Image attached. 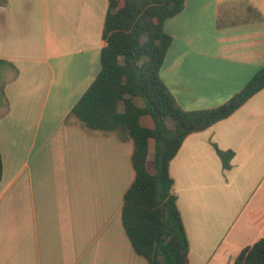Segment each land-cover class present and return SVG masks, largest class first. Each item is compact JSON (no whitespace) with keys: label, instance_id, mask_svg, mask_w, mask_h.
Masks as SVG:
<instances>
[{"label":"crops","instance_id":"crops-1","mask_svg":"<svg viewBox=\"0 0 264 264\" xmlns=\"http://www.w3.org/2000/svg\"><path fill=\"white\" fill-rule=\"evenodd\" d=\"M106 11L107 0H0V264H148L121 221L132 143L64 124L100 72ZM164 31L159 76L184 111L222 105L264 66V0H184ZM214 146L233 153L229 170ZM169 172L190 264H232L264 239V89L187 136Z\"/></svg>","mask_w":264,"mask_h":264},{"label":"trees","instance_id":"trees-1","mask_svg":"<svg viewBox=\"0 0 264 264\" xmlns=\"http://www.w3.org/2000/svg\"><path fill=\"white\" fill-rule=\"evenodd\" d=\"M183 8L184 0H107L100 72L64 119V124L79 125L91 136L114 135L123 143H132L135 177L123 196L121 221L132 249L148 264H190L188 239L169 172L182 143L187 136L229 118L264 89L263 66L224 104L182 110L159 72L172 44L164 23ZM251 10L261 20L257 10ZM217 25L224 26L219 20ZM144 116L152 120V129L141 125ZM214 148L223 169L229 170L233 153ZM232 264H264V239L243 249Z\"/></svg>","mask_w":264,"mask_h":264},{"label":"rangeland","instance_id":"rangeland-1","mask_svg":"<svg viewBox=\"0 0 264 264\" xmlns=\"http://www.w3.org/2000/svg\"><path fill=\"white\" fill-rule=\"evenodd\" d=\"M3 84V81L1 82L0 81V86ZM2 99V96H1V93H0V100ZM224 104V103H223ZM170 125V124H169ZM171 126V125H170ZM151 156V155H150ZM149 167H150V169H151V162H150V164H149Z\"/></svg>","mask_w":264,"mask_h":264}]
</instances>
